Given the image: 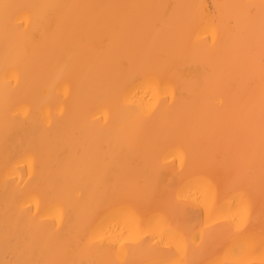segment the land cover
Masks as SVG:
<instances>
[{"label": "bare ground", "instance_id": "obj_1", "mask_svg": "<svg viewBox=\"0 0 264 264\" xmlns=\"http://www.w3.org/2000/svg\"><path fill=\"white\" fill-rule=\"evenodd\" d=\"M0 3L21 6L7 27L0 12V264H201L216 257L197 237L237 223L254 251L219 258L260 264L264 80L259 8L243 6L261 0ZM145 173L175 207H100Z\"/></svg>", "mask_w": 264, "mask_h": 264}, {"label": "snow or ice", "instance_id": "obj_2", "mask_svg": "<svg viewBox=\"0 0 264 264\" xmlns=\"http://www.w3.org/2000/svg\"><path fill=\"white\" fill-rule=\"evenodd\" d=\"M21 7L20 5H12L8 3H0V12H2L5 27L11 19V10ZM56 7V6H50ZM251 15L259 8V47H260V73L261 79L264 80V0H261L259 5H245ZM247 121V147L250 153L254 154L256 143V127H257V112L254 104H250L246 113ZM258 135H259V154L261 166V179L264 181V89L261 91L259 113H258ZM226 173L229 171L225 169ZM100 207L109 203L122 202L130 199L140 200L144 203L146 211H160L165 208L175 207V203L168 199L165 193H162L159 188L154 185L147 173L141 176L127 177L124 181L118 183L111 191H105L100 194ZM243 195V193L241 194ZM179 199V197H177ZM202 254L216 257L202 261L201 264H228L219 257L224 254L231 253L239 255L244 252L254 251L255 238L251 234H247V228L244 223L235 224L231 233H225L210 237L208 239L202 234L197 237ZM61 249L71 247V240L59 242ZM260 248L264 252V232L260 236ZM15 264H37L31 259H19ZM39 264H73L65 259H51ZM146 264H154V262H146ZM175 264H191L189 261H177ZM231 264H252V262L234 260ZM264 264V259L260 261Z\"/></svg>", "mask_w": 264, "mask_h": 264}]
</instances>
